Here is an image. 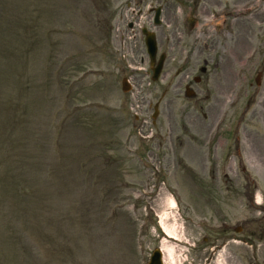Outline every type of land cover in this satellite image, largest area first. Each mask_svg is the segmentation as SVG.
<instances>
[{
  "label": "rangeland",
  "instance_id": "1",
  "mask_svg": "<svg viewBox=\"0 0 264 264\" xmlns=\"http://www.w3.org/2000/svg\"><path fill=\"white\" fill-rule=\"evenodd\" d=\"M130 1L0 0V264H264V0Z\"/></svg>",
  "mask_w": 264,
  "mask_h": 264
},
{
  "label": "water",
  "instance_id": "2",
  "mask_svg": "<svg viewBox=\"0 0 264 264\" xmlns=\"http://www.w3.org/2000/svg\"><path fill=\"white\" fill-rule=\"evenodd\" d=\"M157 16H156V22L159 23V13L160 11L158 10L157 12ZM145 33L147 34V48H148V52L151 56L152 59V65H154L155 59H156V55H157V44H156V39H155V35L152 33H149L147 30H145ZM165 61V56L162 55L161 59L159 60L158 66L154 68V76L153 79L157 80L161 74L162 68H163V64ZM257 82L259 83V78H257ZM130 84L128 83V81L126 79H124L123 81V90L124 91H129L130 90ZM149 264H163L162 262V254L161 251L159 249H156L154 251L153 256L151 257V261Z\"/></svg>",
  "mask_w": 264,
  "mask_h": 264
},
{
  "label": "bare ground",
  "instance_id": "3",
  "mask_svg": "<svg viewBox=\"0 0 264 264\" xmlns=\"http://www.w3.org/2000/svg\"><path fill=\"white\" fill-rule=\"evenodd\" d=\"M173 205H175V202H173ZM175 233L172 231H169V236L171 238H175ZM161 249L164 255V261L165 264H176L177 262V249L171 245L165 244V241L162 242Z\"/></svg>",
  "mask_w": 264,
  "mask_h": 264
},
{
  "label": "flooded vegetation",
  "instance_id": "4",
  "mask_svg": "<svg viewBox=\"0 0 264 264\" xmlns=\"http://www.w3.org/2000/svg\"><path fill=\"white\" fill-rule=\"evenodd\" d=\"M198 1H199V4L196 3V7H194L195 11H197V10L200 8L201 3H205L207 0H198ZM232 1H233V0H232ZM244 3H247V2H243V3H242V2H238L237 5H241V4H244ZM189 21H191L193 24H195V22H196L195 19L192 20L191 18L189 19ZM173 34H174V33H171V36H169V37H165V39H166L167 42H168V46L172 44V41H173ZM203 35H208V34H207V33H204ZM181 74H182V70L179 71L178 75H181ZM197 78H198V77L195 78L196 81H197ZM198 81H200V78H198ZM187 85H189V87H193V84H192V83L187 84Z\"/></svg>",
  "mask_w": 264,
  "mask_h": 264
}]
</instances>
